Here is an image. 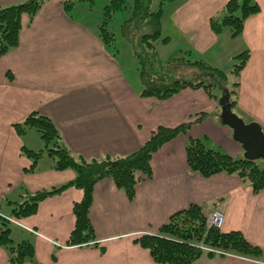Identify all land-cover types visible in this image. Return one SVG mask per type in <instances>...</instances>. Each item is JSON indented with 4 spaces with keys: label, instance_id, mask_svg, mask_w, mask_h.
Returning <instances> with one entry per match:
<instances>
[{
    "label": "crops",
    "instance_id": "obj_1",
    "mask_svg": "<svg viewBox=\"0 0 264 264\" xmlns=\"http://www.w3.org/2000/svg\"><path fill=\"white\" fill-rule=\"evenodd\" d=\"M26 1L0 0V7ZM66 1L48 0L31 22L24 16L20 44L0 57V229L5 217L13 219L8 226L17 228L14 244L30 241L39 264H159L137 239L158 234L173 214L197 204L221 209V231L241 232L264 253V190L253 193L235 174L205 178L188 165L191 139L243 157L232 129L217 117L219 93L212 96L203 88H187L165 100L143 96L136 59L123 60L120 50L104 44L102 20L91 18L89 4L82 1L66 11ZM228 1L177 0L167 11L163 8L162 31L169 38L165 45L221 71H228V60L248 51L234 112L264 130V0H254L260 12L246 20L238 37H232L229 28L219 35L211 28V20L221 19ZM33 113L52 120L60 143L86 161L124 158L160 127L191 126L153 154L152 177L137 184L132 199L112 179L99 181L90 209L95 240L70 246L74 207L84 198L82 189L70 187L45 198L30 216L12 215L14 206L28 196L60 188L77 176L71 169L55 170L46 152L31 170L33 161L23 148L46 151L45 143L36 130L20 135L14 126ZM201 114L209 116L198 121ZM0 264H17L1 245ZM193 264H264V255L250 259L204 254Z\"/></svg>",
    "mask_w": 264,
    "mask_h": 264
},
{
    "label": "trees",
    "instance_id": "obj_2",
    "mask_svg": "<svg viewBox=\"0 0 264 264\" xmlns=\"http://www.w3.org/2000/svg\"><path fill=\"white\" fill-rule=\"evenodd\" d=\"M47 1L28 0L19 5L0 7V57L5 56L20 44L23 17L28 16L31 22ZM82 1L91 4L96 2V0H68L64 3V8L70 11ZM176 1L160 0L158 9L152 11L153 0H134V10L121 26L122 37L132 47L138 62L140 81L143 86L142 95L165 100L187 88H203L212 96H214V90L219 89L224 93L229 92L234 110L238 100L239 78L250 57L248 51L235 58L239 63L232 71L235 80L230 89L228 88L229 77L225 72L207 64L202 59L192 58L188 52L180 51L179 55L170 58L165 63L168 65L167 69L162 61L158 60L155 43L159 40L163 44L169 42L168 37H163V7ZM127 9L128 0H113L104 7L100 37L107 47L114 46L116 43V35L108 29L109 26L118 13ZM259 12L260 6L254 0H229L223 7L221 19L211 20V28L217 35L221 34L225 28H229L232 37H238L243 32L246 20ZM187 76L190 77L185 78ZM208 116L201 114L198 121ZM217 117L220 120V116L217 115ZM190 126L185 124L176 128L160 127L145 145L124 158L86 161L74 157L60 143V133L52 120L39 113H33L23 124L14 126L20 135L28 130H36L45 143L46 151L34 152L23 148L25 155L33 161L31 170L35 169L37 162L46 152L53 159L55 170L71 169L77 176L74 181L60 188L43 190L28 196L22 204L14 206L12 215L16 218L30 216L37 211L39 203L45 198L59 194L70 187L80 188L84 191V198L75 204L76 226L68 245L90 244L95 240L90 209L96 184L110 178L132 199L137 184L152 177L153 154L168 141L187 133ZM187 160L191 171L205 178L221 173L235 174L245 184L250 185L253 193L259 194L264 190V168L260 166L259 161H251L244 157L234 158L220 149L207 147L200 139L189 141ZM8 224L3 219L0 245L8 249L11 261L17 264L26 261L39 264L34 257L33 244L24 240L15 245ZM137 242L150 250L153 259L159 264H193L204 254L216 256L211 252L205 253L199 247L200 245L225 254L231 253L250 259H261L264 255L261 248L250 243L239 231L224 233L220 229L207 228L202 208L197 204H192L173 214L160 228L158 234H144L137 239ZM223 256L226 255H220V257Z\"/></svg>",
    "mask_w": 264,
    "mask_h": 264
},
{
    "label": "rangeland",
    "instance_id": "obj_3",
    "mask_svg": "<svg viewBox=\"0 0 264 264\" xmlns=\"http://www.w3.org/2000/svg\"><path fill=\"white\" fill-rule=\"evenodd\" d=\"M111 1H113V0H96V2L94 4H91V3H88V2H84V3L90 5L89 7H87V9L90 10V12H91V15H92L91 18H93V19L101 18V20L103 21V10H104V7L106 5H109ZM77 4H79V3H77ZM159 4H160V0H153L152 11H156L158 9V5ZM168 5L169 4H166L163 7L165 9V11L168 10ZM133 6H134V0H128V9L126 11L122 12V13H118L116 15L114 21L111 23V25L108 28L111 31H113L115 33V35H116V43H115V45L113 47L117 48L118 50L121 51V56L123 57V60L127 59V60H130V61L132 59H135V57H134V54H133L132 47L122 37L121 26L124 23V21L127 20L131 16V13L134 10ZM163 37H165V36L163 35ZM155 46H156V51H157V55H158V60L162 61L163 65H165V63L167 61H169L170 58L174 57L175 55H179V52H180V50L176 49L175 46H166L160 40L155 43ZM228 61H229L228 62V67L225 68V70H228V71H223V72H226V74L229 77V81H228V88H229V87L232 86V84L234 82V76L232 75L231 71H232L233 67L236 64L239 63V61L233 60V59L228 60ZM136 62H137V60H136ZM165 66H166V69H167L168 65H165ZM188 77H190V76H187L185 78H188ZM215 92L219 93L218 94V98H219L218 102H219V100L221 99V97L223 95V92L221 90H219V89L214 90L213 94ZM237 103H238V100H237ZM217 113H218V116L221 115V107L219 106V103H218V112ZM198 118H197V120H198ZM30 135H37V134L34 133V134H29V136ZM59 146H60V143H59ZM51 147L52 146H50V148ZM55 148H57V147H55ZM243 157H244V154H243ZM261 162L264 163L263 160H259V163H261ZM262 165L263 166H261V167L264 168V164H262ZM212 209H214V208H212ZM212 209L208 210V209H203L202 208V213H203L205 221L207 219L208 213ZM206 225H207V223H206ZM9 227L12 229V232H13L12 236H13V239H15L14 237H16V229L17 228L15 226H12V225H10ZM207 228H208V226H207ZM199 247L201 248V250H203L204 252H207V253H210L209 251L212 249V248H209V247H207L205 245H200ZM214 250L215 249H213V251ZM214 252H217V251L215 250ZM214 254H216L217 256H220L217 253H214ZM227 254H229V253H227ZM231 255H234V254H231Z\"/></svg>",
    "mask_w": 264,
    "mask_h": 264
},
{
    "label": "water",
    "instance_id": "obj_4",
    "mask_svg": "<svg viewBox=\"0 0 264 264\" xmlns=\"http://www.w3.org/2000/svg\"><path fill=\"white\" fill-rule=\"evenodd\" d=\"M220 120L233 131V138L244 149V158L264 161V130L258 122L246 123L232 108L229 92H223L219 100Z\"/></svg>",
    "mask_w": 264,
    "mask_h": 264
},
{
    "label": "built area",
    "instance_id": "obj_5",
    "mask_svg": "<svg viewBox=\"0 0 264 264\" xmlns=\"http://www.w3.org/2000/svg\"><path fill=\"white\" fill-rule=\"evenodd\" d=\"M10 222H15L12 219L7 218ZM206 223L208 228H214V229H221L224 223V214L223 212L218 209V208H214L212 209L208 215H207V219H206ZM215 251V250H214ZM213 249H211L209 252L211 253H217L218 255H231V254H225L224 252L218 251L214 252Z\"/></svg>",
    "mask_w": 264,
    "mask_h": 264
}]
</instances>
